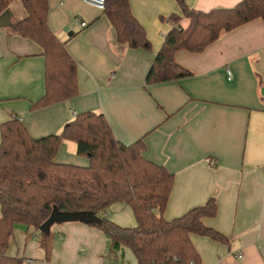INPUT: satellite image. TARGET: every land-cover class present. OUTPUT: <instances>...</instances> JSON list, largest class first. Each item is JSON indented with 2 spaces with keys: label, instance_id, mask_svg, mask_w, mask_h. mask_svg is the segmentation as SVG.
Here are the masks:
<instances>
[{
  "label": "crops",
  "instance_id": "obj_1",
  "mask_svg": "<svg viewBox=\"0 0 264 264\" xmlns=\"http://www.w3.org/2000/svg\"><path fill=\"white\" fill-rule=\"evenodd\" d=\"M239 1L185 0L189 8L205 12ZM49 3L50 28L78 63L79 94L33 110L45 93L43 49L12 33L11 26H0V125L17 115L33 137L41 138L60 133L75 117L72 110L103 113L119 141L129 145L143 138V156L175 175L164 212L168 220L215 198L217 214L203 221L229 243L193 234L202 264H264V20L222 34L200 53L179 50L177 62L192 75L147 84L172 29L168 17L182 15L176 0H130L149 49L119 45L103 10L83 0ZM9 9L11 22L28 15L21 0ZM189 23L182 18L183 27ZM71 142L63 141L55 161L87 166L89 159L77 155ZM108 208L106 216L118 225L136 226L124 202ZM53 225L48 255L39 232L22 224L15 225L7 254L24 264H138L127 247L111 253L108 236L96 226Z\"/></svg>",
  "mask_w": 264,
  "mask_h": 264
},
{
  "label": "trees",
  "instance_id": "obj_2",
  "mask_svg": "<svg viewBox=\"0 0 264 264\" xmlns=\"http://www.w3.org/2000/svg\"><path fill=\"white\" fill-rule=\"evenodd\" d=\"M14 0H0V15ZM27 17L12 22V33L41 46L45 58V93L33 103L37 110L68 101L79 94L78 63L49 25L50 0H21ZM182 15L168 17L172 29L165 36L146 83L174 81L192 75L175 58L179 50L204 51L220 36L256 19L264 20V0H240L229 8L200 11L176 0ZM104 15L115 30L119 45L147 48L144 26L131 11L130 0H106ZM189 19L187 27L181 25ZM0 264H24L7 254L16 224L34 227L47 255L51 230L40 227L59 212H92L101 223L84 222L104 231L110 252L129 248L138 264H202L191 236L197 234L228 244L229 239L203 219L217 214L215 198L168 220L164 212L175 175L143 156V138L126 145L119 141L103 113L86 111L69 121L60 133L33 137L22 120L12 116L0 125ZM76 144V154L87 166L55 161L63 141ZM124 202L133 210L136 226L118 225L106 216L107 208Z\"/></svg>",
  "mask_w": 264,
  "mask_h": 264
},
{
  "label": "water",
  "instance_id": "obj_3",
  "mask_svg": "<svg viewBox=\"0 0 264 264\" xmlns=\"http://www.w3.org/2000/svg\"><path fill=\"white\" fill-rule=\"evenodd\" d=\"M11 16L12 12L10 9H6L0 15V26H11ZM72 221H80V222H95L101 223L102 220L98 216H96L92 212H59L57 208H54L49 219L43 223L40 227V231L49 232L51 226L55 223H63V222H72Z\"/></svg>",
  "mask_w": 264,
  "mask_h": 264
},
{
  "label": "built area",
  "instance_id": "obj_4",
  "mask_svg": "<svg viewBox=\"0 0 264 264\" xmlns=\"http://www.w3.org/2000/svg\"><path fill=\"white\" fill-rule=\"evenodd\" d=\"M83 1L86 4H90V5H93V6L97 7L100 10H103L105 8L106 0H83ZM80 24L82 26H86V22H84V21H81ZM229 74H230V72H229ZM72 113H73L74 116H77L78 115L75 110H72ZM261 170L264 173V165L261 167ZM239 257H242V255L239 254Z\"/></svg>",
  "mask_w": 264,
  "mask_h": 264
},
{
  "label": "rangeland",
  "instance_id": "obj_5",
  "mask_svg": "<svg viewBox=\"0 0 264 264\" xmlns=\"http://www.w3.org/2000/svg\"><path fill=\"white\" fill-rule=\"evenodd\" d=\"M71 143H73V142H71ZM76 145V144H75ZM107 211H109V208H107ZM109 218V217H108ZM109 219H111V217L109 218ZM54 226V225H53ZM128 251L132 254V252H131V250L130 249H128Z\"/></svg>",
  "mask_w": 264,
  "mask_h": 264
}]
</instances>
